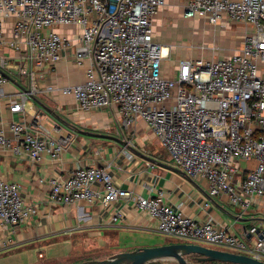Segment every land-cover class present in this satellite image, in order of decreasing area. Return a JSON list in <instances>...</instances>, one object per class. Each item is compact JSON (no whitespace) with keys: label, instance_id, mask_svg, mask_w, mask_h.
<instances>
[{"label":"built area","instance_id":"built-area-1","mask_svg":"<svg viewBox=\"0 0 264 264\" xmlns=\"http://www.w3.org/2000/svg\"><path fill=\"white\" fill-rule=\"evenodd\" d=\"M165 5L166 0H0V48L14 52L17 74L29 77L30 85L10 111L22 114L27 95L36 92L34 77L73 48L78 65L88 61L85 81L63 92L86 112L117 107L125 129L143 120L177 168L193 181L205 180L210 198L227 196L242 217L264 199V0H187V19L240 26L241 49L223 59L180 60L173 78L161 75L169 48L164 53L153 40L152 21ZM62 28L79 33L72 40L58 31ZM6 65L0 58V69ZM5 81L0 78V85ZM11 131L14 144L0 133V148L26 151L34 161L44 151L57 156L69 143L45 145L37 132L49 131L41 126L35 131L14 122ZM50 186L48 203L59 206L108 205L130 196L114 185L106 168L79 169ZM135 205L157 221L163 236L264 262V222L241 238L210 218L183 215L161 194L137 197ZM36 213L25 205L18 184L0 181V229L13 230ZM116 217L122 218L120 212Z\"/></svg>","mask_w":264,"mask_h":264},{"label":"crops","instance_id":"crops-1","mask_svg":"<svg viewBox=\"0 0 264 264\" xmlns=\"http://www.w3.org/2000/svg\"><path fill=\"white\" fill-rule=\"evenodd\" d=\"M186 3L187 0H166V5L152 21L155 43L168 48L169 44L160 32L173 22L175 32L178 19H199L205 24L203 19H187L184 16ZM233 26L235 25L216 24V29H213L215 32L213 31L212 37L210 35L208 42L199 39L202 33L200 29L189 31L186 28L184 35L196 46H193L194 50L202 51L203 47L206 50L202 51L201 56L179 58L177 64L180 60L211 58L212 55H217L210 50L214 46L225 51L224 56L219 59L239 52L241 41L238 40L232 49L227 48V41H224L223 30L232 29ZM58 31L72 40L79 33V29L75 28H62ZM177 37L180 40V34ZM198 39L202 42L198 43ZM182 44L179 52L185 48L187 41ZM0 58L7 60V65L0 69V78L6 80L0 85V133L14 144L11 125L21 122L35 131L39 126L49 131V135L37 132V137L45 145L49 146L51 142L57 145L62 139L69 140L66 148L57 156L44 151L38 161L32 160L26 151L15 153L12 148H0V181L18 184L25 205L34 206L37 210L36 215L27 223L13 230L0 229V252L45 249L57 242L70 244L79 240L91 241L99 249L111 244L118 253L133 251L139 246L126 248L129 242L136 243L146 236L159 234L157 221L138 210L135 199L157 197L159 194L164 203L183 215L197 221L210 218L217 227L229 230L241 238L250 226L264 222L257 218L261 216L259 213H262L264 199L258 200L260 206H253L239 217V211L229 203L227 196L210 198L205 180L193 181L173 164L167 151L160 148L158 140L143 120H138L133 127L125 129L117 107L89 112L82 110L74 96L63 92L65 88L85 81L88 61L78 65L73 48L62 51L60 61L44 67L34 77L36 92L27 95L22 114L12 113L10 106L18 100L20 92H29V77L18 76L13 51L0 48ZM161 75L165 78L169 76L164 67ZM91 167L106 168L114 185L128 191L130 196L108 205L99 202H77L65 206L48 203L52 180L62 179L73 171ZM95 188L101 191L100 185ZM205 203H209L206 208ZM117 212L122 215L121 219L116 217ZM172 243L184 242L171 241L168 244ZM112 255L114 252L108 257ZM39 256L42 254L39 253Z\"/></svg>","mask_w":264,"mask_h":264},{"label":"rangeland","instance_id":"rangeland-1","mask_svg":"<svg viewBox=\"0 0 264 264\" xmlns=\"http://www.w3.org/2000/svg\"><path fill=\"white\" fill-rule=\"evenodd\" d=\"M204 23L205 24H202V22L199 19H193V20L178 19L176 21L175 27L177 29H175V32L174 29L172 28L174 22L171 23V26L169 23V25H166L165 28L162 29L160 33L163 39H165L168 42L169 44L168 48L171 54L169 58L165 59V61L162 62L161 72H163V67H164V69H166L167 71V74L169 75L167 76V78H173L175 76L174 75L176 71L175 66L179 58L182 59L194 58L197 55L201 56L203 54V52L200 51L199 49L194 50L196 46L193 45L192 41H190L184 34L186 32L185 31L186 28H188L189 31L190 29H200L202 33L200 34L201 37H199V39L208 42L210 39V35L212 37V35L214 34L213 29L216 28L214 26H211L210 24L208 25L206 22ZM223 33L225 35L224 41H227V45H226L228 46L227 48L232 49L235 46L236 42H238V40L241 41L240 39H241V34L243 33V29L240 26H233L232 29L225 28L223 30ZM177 34H180V40L177 37ZM199 39H198V43L202 42ZM186 41L187 44L184 46L185 48L182 50V52H179L178 49H181V47H183L182 43H185ZM180 43L182 45L179 46L178 44ZM216 54L217 55L214 54L215 57L214 55H212V57L215 59H219L224 56L225 51L221 49H217ZM241 167L242 168L245 167V164H243ZM259 214L261 216L257 218L264 220V217L262 216L263 214L262 213ZM171 241L175 242L177 240L170 239L169 237L162 236L159 234H152L150 236H146L141 241H137L136 243L129 242L128 243L129 246H126V248L133 246H137V248L138 246L139 248L164 246L165 244L167 245ZM143 245L148 247H145ZM114 249L115 247H112L111 244L110 246H105L100 249L96 248V244L91 241L88 242V241L79 240V241H72L70 244L68 242L67 243L57 242L54 243L53 246L45 249L29 248V249L17 250L13 252L10 251L0 252V264H76V263L95 260V259L103 260L106 259L108 255L112 254V252H114V255L118 254V251L116 250L115 252ZM222 251L235 253L234 251H231L229 249H223ZM39 253L42 254V256H39ZM194 262L195 261H191V263L195 264ZM150 264H176V263L172 261H157ZM217 264H224V263H217Z\"/></svg>","mask_w":264,"mask_h":264},{"label":"water","instance_id":"water-1","mask_svg":"<svg viewBox=\"0 0 264 264\" xmlns=\"http://www.w3.org/2000/svg\"><path fill=\"white\" fill-rule=\"evenodd\" d=\"M194 256L197 263L264 264L252 257L191 243H172L164 246L138 248L121 252L103 260H89L76 264H150L157 261H172L189 264L187 256Z\"/></svg>","mask_w":264,"mask_h":264},{"label":"trees","instance_id":"trees-1","mask_svg":"<svg viewBox=\"0 0 264 264\" xmlns=\"http://www.w3.org/2000/svg\"><path fill=\"white\" fill-rule=\"evenodd\" d=\"M186 260L188 261L189 264H193V263H191V261H195L194 260V256H192V255L191 256H187ZM194 263L195 264H217V263H197L196 261Z\"/></svg>","mask_w":264,"mask_h":264},{"label":"bare ground","instance_id":"bare-ground-1","mask_svg":"<svg viewBox=\"0 0 264 264\" xmlns=\"http://www.w3.org/2000/svg\"><path fill=\"white\" fill-rule=\"evenodd\" d=\"M164 53H167V48L166 47H164Z\"/></svg>","mask_w":264,"mask_h":264}]
</instances>
